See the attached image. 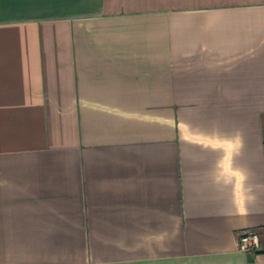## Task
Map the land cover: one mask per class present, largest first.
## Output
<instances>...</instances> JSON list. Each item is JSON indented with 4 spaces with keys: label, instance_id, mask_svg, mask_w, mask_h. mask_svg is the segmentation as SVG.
I'll return each instance as SVG.
<instances>
[{
    "label": "crops",
    "instance_id": "crops-1",
    "mask_svg": "<svg viewBox=\"0 0 264 264\" xmlns=\"http://www.w3.org/2000/svg\"><path fill=\"white\" fill-rule=\"evenodd\" d=\"M0 264H264V0H0Z\"/></svg>",
    "mask_w": 264,
    "mask_h": 264
},
{
    "label": "built area",
    "instance_id": "built-area-1",
    "mask_svg": "<svg viewBox=\"0 0 264 264\" xmlns=\"http://www.w3.org/2000/svg\"><path fill=\"white\" fill-rule=\"evenodd\" d=\"M238 250L241 252L254 254L259 250V236L254 231L243 233L237 243Z\"/></svg>",
    "mask_w": 264,
    "mask_h": 264
}]
</instances>
